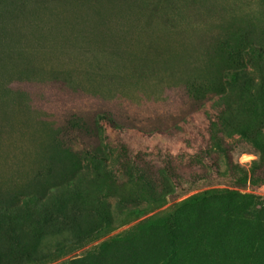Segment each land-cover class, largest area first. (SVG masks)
I'll list each match as a JSON object with an SVG mask.
<instances>
[{"label": "rangeland", "instance_id": "1", "mask_svg": "<svg viewBox=\"0 0 264 264\" xmlns=\"http://www.w3.org/2000/svg\"><path fill=\"white\" fill-rule=\"evenodd\" d=\"M251 42L264 55V0L0 2V203L21 216L0 242L32 244L23 216L46 211L49 240L82 241L49 264L115 237L129 239L122 263L162 264L151 225L190 196L264 199L259 79L243 90L226 75L254 71ZM244 174L256 183L234 187ZM225 212L189 203L177 264H264V239Z\"/></svg>", "mask_w": 264, "mask_h": 264}, {"label": "trees", "instance_id": "2", "mask_svg": "<svg viewBox=\"0 0 264 264\" xmlns=\"http://www.w3.org/2000/svg\"><path fill=\"white\" fill-rule=\"evenodd\" d=\"M8 1V0H0ZM257 43L251 42L247 44L246 49L242 51L244 57L250 61L251 66H253L254 71L252 73L244 71H238L236 68H231L226 73L229 80L234 81L243 90H251L248 83L253 82V78L256 76L259 79V86L254 88V91L263 103L264 108V55L259 50ZM253 88V87H252ZM254 146L261 151L262 159L264 162V144L259 143L254 140ZM258 166V165H257ZM171 179L174 181L177 187H180L179 178ZM178 181V182H176ZM136 183L140 187L141 180L136 179ZM249 183L255 184L254 176L251 175L250 178L247 175L239 176L235 182L236 188H244ZM137 192L139 190H135ZM185 204H181L178 209L174 212L167 214L165 216L159 217L155 221L151 228L161 229L164 233V244L166 254L162 259V264H177L178 249L181 243L180 241V228H181V218L186 215V209L189 203L213 205L219 204L223 205L227 215L229 212L237 219L242 217L246 218L257 236V239H264V199L254 196V195H243L236 190L222 189V190H207L202 193H197L190 196L185 200ZM184 203V202H183ZM14 207H9L0 203V232L3 233L4 237L7 239L11 234L17 237V229L14 224V219L21 218L20 212L16 215L12 213ZM65 217L64 208L57 211V215ZM14 215H16L14 217ZM25 224L30 228V232L34 235L35 240L32 244L28 242L21 241L16 238L15 241L6 240L4 243L0 242V264H49L60 258L59 253L66 250L68 247L82 243L81 239L76 237L73 240H63L57 243H53L48 238V231L53 229L52 216H49L46 211L33 213L23 216ZM104 225L106 228L112 227L114 225L113 215L104 216ZM117 219V218H116ZM48 232V233H46ZM2 238V239H5ZM129 239L115 237L99 246L97 249L91 251L80 260L68 261L62 264H135L132 258H126L131 263H122L123 260L119 257L118 249L127 246Z\"/></svg>", "mask_w": 264, "mask_h": 264}]
</instances>
